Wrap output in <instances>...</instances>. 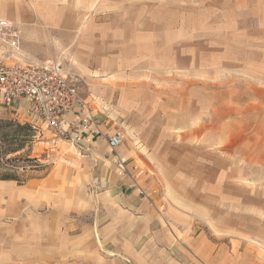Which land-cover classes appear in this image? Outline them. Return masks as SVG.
I'll return each mask as SVG.
<instances>
[{"label":"rangeland","instance_id":"rangeland-1","mask_svg":"<svg viewBox=\"0 0 264 264\" xmlns=\"http://www.w3.org/2000/svg\"><path fill=\"white\" fill-rule=\"evenodd\" d=\"M123 8L136 22L180 24L168 46L125 48L130 60L148 53L128 65L127 83L149 88L151 109L121 113L112 75L103 84L112 90L99 93L108 123L92 139L101 142L78 148L39 125L0 160V174L25 180L0 179V264H264V0H0V18L19 30L26 59L62 63L89 95L104 58L81 32ZM166 87L172 93L153 94ZM157 99L171 101L156 109ZM22 117L0 107L2 149ZM115 129L125 139L112 150ZM94 156L133 173L149 208L131 212L107 193ZM142 212L150 224L138 250L110 251L104 239Z\"/></svg>","mask_w":264,"mask_h":264},{"label":"crops","instance_id":"crops-1","mask_svg":"<svg viewBox=\"0 0 264 264\" xmlns=\"http://www.w3.org/2000/svg\"><path fill=\"white\" fill-rule=\"evenodd\" d=\"M121 10L122 11L120 14H117L118 12H113L111 13V15H109L105 12L99 14L95 18V20H92L91 18L87 22V27L81 32V39H83L82 42L84 47L88 50L95 51L94 53L99 54V57H103L104 60H101V62L103 63H101V67L98 68L101 73L98 72L99 75H92V79L86 81L87 85H91L89 95H84L85 92H83L81 88H79V93L81 98L91 102L92 114L97 116L103 122H107V120L104 118V116H106L107 108L106 102L100 94H106L107 92L109 93L112 90L110 87L104 88L103 85L105 84L104 81L112 75L116 79L114 83L117 85L116 92L118 95V105L120 106L121 113L125 112L130 113L134 116H140V110L149 111V109H151V103L149 105L144 103V100H146L144 98L148 97V95L150 94L149 88H147V86L140 85L139 87H134L127 83V80H129L128 77L130 76V74H132V72L127 68L128 65H138V63L140 62H144L148 53L146 55H140L145 58H139L138 56L137 59L130 60V56L125 57V55H131V53L130 51H126L125 48L134 47L135 45H138V42L153 47V45L160 44L159 40H162V45L168 46L171 38L175 37L173 33H177V37L181 39V36H179V21L174 22L172 25H170V21L167 20L157 22L156 24L140 23L136 22V20L133 19L132 16L135 15V11L133 13H130V10H132L131 8H123ZM142 11L143 12L141 13V15L145 16L146 13H148V8L144 7L142 8ZM115 18H117V20H115ZM170 28L176 29V32L170 33ZM107 50H111L113 52L109 51L106 55H104L103 53H105V51ZM28 54L30 55L29 52ZM154 55L155 51H153V55L151 56ZM96 57L98 56L95 55L94 58ZM148 57L149 56H147V59ZM150 60L153 61L154 59ZM109 65L111 67H109ZM133 74L140 75V73ZM111 79L113 81V78ZM180 83H182L180 93L184 94V83L183 81ZM172 91V88H170L169 91L166 87L165 89L161 90L155 89V91H153V94H170L172 93ZM98 99L101 101L100 105L98 103ZM161 101L157 99V107H155L156 109H167V106H169L168 101L171 100L165 99L164 102ZM15 112L20 113V116H23L22 118H24L23 111L19 110ZM79 113L81 112L80 107L78 106L75 107L72 112H70L69 117L75 118V116ZM131 118L133 120L132 116ZM102 127L103 123L100 126L101 136L105 135L103 134L104 130L102 129ZM86 141L87 146L90 147L91 145H93L92 147H94V144H96V142H101L102 140L98 138L95 141L92 138H87ZM120 148L122 149V147ZM119 154L123 156L126 154V151H119ZM93 159H95L93 160V163H95V161L99 163L97 164L94 174H98L99 178L105 179L107 193H109L110 195H118L119 198L123 201V206L124 208H126V210L128 209L131 211L132 209L133 211H138L140 209H143V207L149 208V206H147L149 202V196L147 195V192L141 189V187L138 185L137 178H133V173L130 176H124L122 172H120L121 174L119 173V168L118 170H115L112 169L111 166H107L106 163L101 164V159H96V156H94ZM127 166L129 167V164H127ZM115 176L116 180L114 178ZM136 217H139V219H131V222L127 220L123 223L124 225L119 224V226L116 227L114 231H112V235H108V237L104 239L110 251H114L117 254L121 255H131L135 250H138V247L144 240L143 237L147 234V225L150 224V220L147 219L148 216L144 213L136 214ZM133 223L137 224V226L135 227Z\"/></svg>","mask_w":264,"mask_h":264},{"label":"built area","instance_id":"built-area-1","mask_svg":"<svg viewBox=\"0 0 264 264\" xmlns=\"http://www.w3.org/2000/svg\"><path fill=\"white\" fill-rule=\"evenodd\" d=\"M22 52L19 30L0 18V107L21 110L34 128L44 125L60 140L82 148L86 138L100 133L102 122L80 97L76 77L62 63L29 60ZM78 106L81 113L69 117ZM106 139L113 150L125 133L115 129Z\"/></svg>","mask_w":264,"mask_h":264},{"label":"trees","instance_id":"trees-1","mask_svg":"<svg viewBox=\"0 0 264 264\" xmlns=\"http://www.w3.org/2000/svg\"><path fill=\"white\" fill-rule=\"evenodd\" d=\"M11 126L13 127L14 135H12V140L11 142L14 143V145H10L9 147L2 149V146L0 147V160H2L5 156H7L9 153H15L18 150H20L21 148L24 147L25 142L27 141V139H32V137L35 135V128L28 122L22 123V122H11L10 123ZM21 131L23 132V134H21ZM3 139L6 138V135L2 136ZM24 137V138H22ZM17 159V158H15ZM10 161L13 160V158L8 159ZM0 179H7V180H19L20 182H24L25 180L14 176L11 173L8 172H2V174H0Z\"/></svg>","mask_w":264,"mask_h":264}]
</instances>
